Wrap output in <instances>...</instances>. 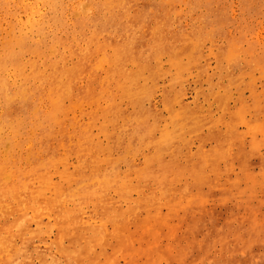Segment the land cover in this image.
I'll return each mask as SVG.
<instances>
[{
  "label": "rangeland",
  "instance_id": "374dc122",
  "mask_svg": "<svg viewBox=\"0 0 264 264\" xmlns=\"http://www.w3.org/2000/svg\"><path fill=\"white\" fill-rule=\"evenodd\" d=\"M35 1L0 0V264H264V0Z\"/></svg>",
  "mask_w": 264,
  "mask_h": 264
},
{
  "label": "bare ground",
  "instance_id": "6f19581e",
  "mask_svg": "<svg viewBox=\"0 0 264 264\" xmlns=\"http://www.w3.org/2000/svg\"><path fill=\"white\" fill-rule=\"evenodd\" d=\"M43 2V0H37L35 1V5L34 4H31L30 3V8L29 10L31 11L30 12V15H29V21L30 22H34V21H37L39 19H42L44 17V14L45 12H43V8L41 7V3ZM57 2H60V1H57ZM77 2V1H76ZM81 2V1H79ZM70 4V3H69ZM68 4V6H69ZM23 5V4H22ZM55 8V7H54ZM69 8V7H68ZM45 9V8H44ZM53 9V8H52ZM56 10V9H55ZM78 14L80 15H83V13L87 14L88 11H90V8H88L86 11H83L81 9H78ZM57 12V11H56ZM55 12V13H56ZM91 12V11H90ZM34 19V20H33ZM157 50V49H156ZM161 50V49H160ZM177 52V51H176ZM109 54V53H108ZM178 55L181 54V53H177ZM90 56V55H89ZM88 58V57H87ZM102 58V57H101ZM99 59V58H98ZM105 60V59H104ZM90 61V60H89ZM103 61V59H102ZM130 61V57H129V53H128V48L126 46H123L119 49H117L116 51H113V54L111 55V62L110 63H113L115 64V68L114 70L112 71V77L115 79V80H120V79H124V84L123 86L125 88L128 89V92H129V96L133 97L135 95L136 96H140L142 94H145V87H141V88H138L136 92H134V87H135V83L137 81H139V79H142L143 77V71L142 70H136V71H131V70H128L127 69V62ZM104 62V61H103ZM111 65V64H110ZM113 66V65H112ZM176 71L179 73V75L181 74L183 68H182V64H181V61H178L176 60V58L173 59V65H172ZM172 70V69H171ZM189 70V69H188ZM187 70V71H188ZM184 73V72H183ZM188 73V72H187ZM70 74V73H68ZM155 72L152 73L150 75V78H153L155 76ZM186 74V73H184ZM192 74V73H191ZM168 75V74H167ZM166 75V77H168ZM37 77V76H35ZM190 78V77H189ZM178 81H181L179 80L178 78L176 79ZM63 81V80H62ZM60 82L59 83V88L57 89V92L54 94V101L57 103V104H60L61 102H64L66 99H69L71 97V91H70V79L67 78V81L66 83L64 82ZM177 81V82H178ZM190 81V80H189ZM119 82V81H118ZM158 82V81H157ZM183 82V81H182ZM188 82H186L185 84H187ZM112 84V83H111ZM177 85V84H176ZM175 85V86H176ZM184 85V84H183ZM157 86V85H156ZM183 87V86H182ZM106 89V88H105ZM108 89V88H107ZM144 89V90H143ZM183 89V88H182ZM175 90V89H174ZM184 90V89H183ZM186 90V89H185ZM107 91V90H105ZM110 92V91H109ZM187 92V91H186ZM142 93V94H141ZM106 94V93H105ZM141 94V95H140ZM109 95V94H108ZM96 97V95L94 96ZM181 97V98H180ZM182 95L181 94H176L175 96V103L177 104H181V101H182ZM100 99V97H99ZM107 99V97H106ZM101 100V99H100ZM104 101V100H103ZM83 102V101H82ZM98 103V102H97ZM82 104V103H81ZM94 104V103H93ZM101 104V103H100ZM104 104V102H103ZM185 111H186V108H184V111H173L172 114H171V117H170V120H171V123L174 122V121H181V120H186L188 122H191L193 124L195 123H201L200 120L198 119H192L188 116H186L187 114H185ZM186 117V118H184ZM0 132H1V127H0ZM169 131L166 133L165 137L166 139H171V133L168 134ZM90 141H93V138L91 137L90 138ZM100 145V144H98ZM29 153H28V157L29 158ZM59 161H55V164H57ZM4 171H7L6 168L3 166V165H0V177L2 175H7L8 173L4 172ZM8 172V171H7ZM12 175H14L12 172H11ZM38 176H45L43 173H39ZM52 179V176H50V178H48V176H45V177H42V178H39V183H38V187H37V190L34 191V190H31L29 192V199H31L33 201V204L35 205V210H36V215L33 216V219L36 220L38 215H42L45 211H51V210H45L47 207H50L47 203V201L50 199L48 197L45 196V192L46 190H51L52 192H54L56 194L55 198L57 197L58 195V184L57 183H54ZM52 202V201H51ZM20 204L22 205L21 209L20 210H25L24 212H19L20 215H18V218H21L19 219V223H22L23 221L27 220V209L29 208L28 207V204L25 203V202H20ZM52 207L56 206V205H59L58 202H56L55 200L52 202ZM0 212H9L8 210L10 209V206L6 203H0Z\"/></svg>",
  "mask_w": 264,
  "mask_h": 264
}]
</instances>
